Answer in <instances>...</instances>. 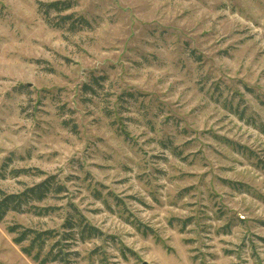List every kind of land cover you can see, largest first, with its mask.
<instances>
[{"label": "rangeland", "instance_id": "374dc122", "mask_svg": "<svg viewBox=\"0 0 264 264\" xmlns=\"http://www.w3.org/2000/svg\"><path fill=\"white\" fill-rule=\"evenodd\" d=\"M43 181L0 264L82 219L74 264H264V0H0V190Z\"/></svg>", "mask_w": 264, "mask_h": 264}, {"label": "trees", "instance_id": "16d2710c", "mask_svg": "<svg viewBox=\"0 0 264 264\" xmlns=\"http://www.w3.org/2000/svg\"><path fill=\"white\" fill-rule=\"evenodd\" d=\"M61 4H65V6L68 7L66 3L61 1L53 2L50 6L56 8L57 10H64L65 8L59 7ZM17 172L19 173L20 171ZM48 183L49 182L47 181H43L35 186L27 188L21 194H6V192L0 190V221L6 217L8 212L14 209V204L20 205L29 198L36 199L37 201L44 200L49 193ZM83 222L84 221L82 219V222L79 223V227L77 229V234H79L78 236L75 235L76 233L65 234L64 237L56 241L54 244L56 246L52 245L47 252L46 249L48 247V241L52 238L51 231H45L43 233H39L32 229L21 231L22 227L20 226L11 227L9 230L10 232L17 233V237L15 239L17 244L23 245L29 241L28 246L23 248V252L32 256L35 261L39 262V264H74L72 263V260L74 259H72L71 254H75L76 251H71L69 248L72 244L77 242V237V240L85 241L87 238L101 234V231H99L96 227L90 226L88 223L84 225L85 223ZM75 226L77 225H73L70 220H68L65 224L66 229L74 230ZM87 232L89 235H85ZM71 239L74 241L70 242L69 240ZM61 242L65 243L61 244ZM56 247L58 248V251L55 253L54 250Z\"/></svg>", "mask_w": 264, "mask_h": 264}]
</instances>
